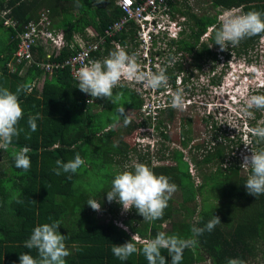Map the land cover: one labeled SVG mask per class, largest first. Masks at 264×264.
<instances>
[{
  "label": "trees",
  "instance_id": "obj_1",
  "mask_svg": "<svg viewBox=\"0 0 264 264\" xmlns=\"http://www.w3.org/2000/svg\"><path fill=\"white\" fill-rule=\"evenodd\" d=\"M93 2L94 0H0V10L12 7L14 17L20 22L16 31L12 27L8 29L11 42L4 44L5 50L0 51V87L8 88L12 92L22 88L19 99L24 110L23 119L19 123V127L23 128L24 132L13 139L7 151L0 150V204H3L0 207V264H20V254L29 252L23 245L34 227L57 221L60 223L57 231L66 237L65 244L70 252L67 257L68 264H148L141 254H133L126 261H121L112 254L111 248L113 244L123 245L130 241L135 234L141 239H152L157 233L162 232L164 223L173 219L174 207L171 200L164 211L163 219L154 222L143 221V217L133 208L132 214H129L130 219L125 220L124 224L127 228L125 231L117 224L118 220H122L119 216L122 207L120 204H116L115 201L109 203L106 191H97L89 195L84 191L81 192L82 188L76 185L79 172L87 161L81 150L83 144L99 148L91 150L87 157L91 156L93 161L100 162L103 168L110 165L112 170L119 164V161H114L116 156L123 155L124 158L128 156L129 145L124 143L122 135L131 133L141 124L134 123L127 115L128 108L140 109L143 105L144 101L139 95L123 86L113 89L112 99L115 104L109 103L110 100L107 98H99L100 103L106 106L105 109L110 111L117 106H123L125 116L119 115L118 112H109L107 121L97 126L95 116L88 113L90 105H86L84 93L79 90L69 70L59 69L52 75H47L44 86L39 91L36 85L43 71L38 65L31 64L25 76H19V73L11 74L7 69L20 41L16 35L22 33L25 25L30 20L37 19L43 10L48 11L53 26L66 27L68 38H71L73 33L83 32L90 26L101 32L121 15L114 0H104V4H99L95 9ZM208 3L212 10L242 7L244 12L250 10L264 12V0H208ZM198 4L200 5V2ZM76 9L79 10L80 16L78 13L74 14ZM187 13L190 14L188 16L193 24L189 25V32L185 33L180 41L178 50L186 55H193L195 64H200L206 57L216 60L217 53L210 48V45L214 48L219 46L214 44L213 38L210 37L208 43H201L200 40L209 27L218 26V15H195L189 11ZM60 14L64 15V20L65 16H70V19L64 22L62 18L64 24H56L53 18L56 17L57 21ZM260 39V36L246 38L238 46L231 47V50L239 56H247L258 46ZM72 54L74 53L69 50L65 51L58 61H64ZM195 64L194 68L202 69V63L199 66ZM21 68L22 66L18 71ZM189 69L182 62H178L173 67H166L164 72L170 82L174 83L177 77L176 71L180 73ZM34 82L36 85L33 86ZM30 88L32 90L28 91L27 89ZM175 110L168 107L161 111V114L173 122L176 118ZM37 114L40 116L36 121L37 129L26 138V134L30 132L28 117ZM192 122V119H187L182 125H192ZM107 124L112 126L108 131H106L107 127L105 128ZM167 124L168 122L159 119L156 127L160 129ZM187 134L188 132H185V135ZM212 136L207 142V148L206 143L203 142L193 144L195 151L202 152L192 157V162L199 170L198 177L201 179V184L198 186L190 173L191 163L185 159V154L181 150H175L170 155V159L176 165L154 168L143 162L152 168L156 175H165L170 183L181 188L184 201L180 208L183 214L191 219L199 218L197 223L182 222L180 229L168 234L178 235L184 239L192 238L196 241L193 247L184 250L181 264H200L205 262L206 258L212 264H227L229 260H238L243 264L257 245L264 241V195L254 197L247 193L244 184L249 172L248 175L241 176L238 165L229 167L228 164L230 155L236 154V150L229 149L223 142L228 139L219 138L217 133ZM190 140L183 139L184 148H188ZM256 145L257 150L264 148V143L256 141ZM22 147L29 149L31 167L27 172L17 169L12 158V152ZM76 154L85 160L84 166L77 173H62L59 176L54 174L53 169L57 160L67 162L74 159ZM162 157L166 160L165 152ZM114 162L116 163L113 165ZM207 168L211 171L208 172ZM229 171L232 173L228 174ZM115 175L116 173H113V179ZM234 177H236L235 182H233ZM208 187L221 191L222 198L217 199L219 202H236L246 210H240V219L235 223L227 222L226 228L217 224L211 232L205 231L202 235L193 236L191 229L194 226L203 228L214 216V212L211 213L208 208L199 211L197 204V197L203 193L204 188ZM89 199L98 200L102 210L112 214L113 218L109 222H101L96 211L86 203ZM227 206L228 211L225 216L229 217L235 207L232 208L228 204ZM140 246L137 243V247ZM30 254L34 258L37 256L35 250H31ZM162 255L165 256L167 264H171V257L166 250H162Z\"/></svg>",
  "mask_w": 264,
  "mask_h": 264
},
{
  "label": "clouds",
  "instance_id": "obj_2",
  "mask_svg": "<svg viewBox=\"0 0 264 264\" xmlns=\"http://www.w3.org/2000/svg\"><path fill=\"white\" fill-rule=\"evenodd\" d=\"M239 8L243 10L242 7H234L225 10L223 13H219L218 15L220 16L217 19L218 26L208 28L207 32L210 36H208L205 42L208 43L210 37H212L214 44L218 45L219 48H214L213 45H210V48L215 51H224L220 55L216 52L219 57L218 64L221 61L220 57L224 56L223 68L216 77L215 72L218 66L212 61L208 72L204 70L203 74H206L208 79L210 78L209 86L214 87L215 85L223 93L229 95V103L235 109V116L237 118L242 119L244 115H249L245 116V120L248 126L251 127V130L241 137L240 146L237 147L236 154L245 153L242 157V163H240L241 169L249 172L244 186L249 195L258 197L264 195V148L257 150L256 141L264 143V127L258 126L256 122L251 123V115L256 110L264 111V69L246 64H240L238 67L237 64L231 61V58L238 56L245 61H250L251 54L239 56L234 50H231V47L238 46L246 38L260 36L261 39H264V35H261L264 34V12L256 10L247 12H244V10L243 12L232 10ZM43 13L47 15L48 11L43 10L39 15ZM189 25L187 23L188 27ZM51 28L55 30L53 25H51ZM203 42L201 41V43ZM205 67L202 65V68ZM175 73L180 79L176 77L175 82L171 83L175 91L172 93V96L168 95V98L171 99L170 107L183 110L185 107L183 90L177 85V81L179 80L178 83L187 88L188 78L184 75L189 72L183 71L178 73L176 71ZM212 73H214L213 77H211ZM76 79L79 90L93 98L88 101V104L93 103L96 98H107L115 104V101L112 99L113 89L120 85L122 80L140 83L144 88L151 90L169 87V77L163 70L158 72L143 71L135 55H129L120 45H117L114 50L110 51L108 56L103 60H92L85 66H82L76 72ZM22 90V88H18L16 92H12L8 88L0 87V150L7 151L13 139L18 138L24 132V129L19 127V123L24 116V110L19 99V93ZM27 90L30 91L31 89ZM137 94L141 97L140 93ZM143 101L144 103L138 111L141 112L143 110L145 113H148L143 107L146 104L150 106L151 100L146 101L143 99ZM190 106L191 103L189 104ZM167 108L154 110L155 116H152V112L148 113V117H146L144 123L135 128L140 129V131L136 132V135L132 137L134 145L145 150L146 160L152 159L154 155L152 153H154L156 144H159V141L155 137V130L160 135L161 141L163 138L165 141L170 142L167 127L164 125L160 129L156 127L159 120L158 116H163L161 111ZM252 109L256 110L252 111ZM116 110L119 115L125 116L123 107H117ZM39 118V114L36 116L29 115L27 124L30 132L26 134V138L30 136L31 132L36 131V121ZM153 119H155L157 124L154 128L150 124ZM145 126L147 130L142 128ZM108 130L106 129V131ZM143 130L146 131L144 132ZM126 134L123 133L122 136L124 137ZM256 138L257 140L255 141ZM28 152L29 149L27 147H22L12 152L14 165L17 169L25 172L30 169L31 160ZM84 164L85 160L79 154H76L74 159L67 162L57 160L53 172L57 176L62 173L75 174ZM176 191L177 186L174 183H170L168 177L165 175L158 176L148 165L136 163L132 171H123L115 175L111 181V187L107 191V201L109 203L115 201L120 204L124 212L135 208L138 215L143 217V221L154 222L163 219L168 202ZM86 203L95 211H99L101 208L98 200L89 199ZM217 224L222 223L219 217L213 216V219L203 228L194 226L191 232L193 236H199L205 231L211 232ZM59 227L60 223L58 221L34 227L30 237L23 245L29 252L20 254V264H66L65 258L70 255V252L65 244L66 237L57 231ZM125 231H127L126 228ZM137 243L141 245L139 248L137 247ZM195 243V239H184L178 235H168L165 232L157 233L152 239H141L135 234L131 237L130 241L125 242L123 245L113 244L111 251L121 261H126L133 254H141L145 257L148 264H167L165 256L162 255V250H166L168 256L171 257V264H181L184 250ZM31 250L36 251L37 256L35 258L30 254ZM228 264H242V262L229 260Z\"/></svg>",
  "mask_w": 264,
  "mask_h": 264
},
{
  "label": "rangeland",
  "instance_id": "obj_3",
  "mask_svg": "<svg viewBox=\"0 0 264 264\" xmlns=\"http://www.w3.org/2000/svg\"><path fill=\"white\" fill-rule=\"evenodd\" d=\"M201 3L203 7H199L200 5H197L198 3ZM96 2H94V4H96ZM101 4L103 2H100ZM193 3V0L191 1L190 4ZM189 4V5H190ZM208 4V0H197L196 2V6L199 7V9H194L195 15H203V14H209V15H218L219 13H223L225 10L227 9H223V8H217L216 10H212V8L209 7ZM187 4H184V6L181 7V9H185ZM232 10H239L240 12H243L242 9H232ZM4 13V15L9 14V12H2ZM1 13V14H2ZM78 12L75 11L74 14H77ZM79 16V15H78ZM220 15H218L219 17ZM60 18H63L64 15L59 16ZM66 19H70V16H65V20ZM54 22H56V17L53 18ZM8 31H6L7 33ZM210 36V35H209ZM4 37L3 34L0 36V38ZM208 39V36H204L201 41H206ZM1 48H3L1 46ZM213 51L216 53H218V55H220V53H223L224 51H220V50H214ZM251 57H250V61H245L243 58H240L238 56L232 57L230 60L232 62H234L235 64H237V66L239 67V65H254L257 66L259 69H264V39H261V41L259 42L258 46L250 53ZM170 58V56H168ZM177 60L181 61L184 60L185 61V66H187L188 68H190V71L195 72V78L192 81H188L187 82V88L183 87L182 84L178 83L177 81V85H179L181 87V89L183 90V97H184V101H185V107L183 110H175L176 111V118L174 119L173 122H170L168 118H166L165 115L163 116H158V119L163 120L164 122H168V124L166 125L167 127V132L169 134V138H170V142L165 141L162 138V141L160 139V135L157 134V130L154 131L155 133V137L156 140L159 141V144H156V147L154 149V154L152 156L151 160H145L144 157L146 156L145 154V150L140 149L139 147H135L134 145V139H132L133 136L136 135V132L140 131V129H135L132 131V133H127L124 136V143L129 145L128 148V156L124 158V156L122 155L121 157H115L114 161H119L118 166H115L112 170L109 167L107 168H103L100 164V162H95L92 160V157H87V154L91 151V150H95V149H99L98 147H92L90 144H83L81 146V150L85 155V158L87 159L86 161V165L83 167L82 170H80L79 172V177L77 179L76 185L80 186L81 192L84 191L89 195H93L95 194L97 191L100 192H104L109 190V187L111 185V181L113 180V173H121L123 171H132L134 169V165L136 163H147L148 165H150V167H159V166H163V165H176L175 162H173V160L170 159V155L171 153H173L175 150H183L185 153V158L187 161L191 162L190 165V173L191 175L196 179L197 183L200 182V179L197 178L198 174H199V170L198 168L195 166V164L192 162V157L196 156V152H194L192 149L193 144L195 143H199V142H203V143H207L208 140H211V137H213L212 135H215L217 133V135L219 137H224L228 140H224L223 142L229 147V149H237V147L240 144V139L242 136H244L247 132H249L251 130V127L248 126L246 120H245V116H249L248 114L244 115V117L242 119L237 118L235 109L233 107H231V103H229V95H227L226 93H223L221 91V89H219V87H216L214 85V87L209 86L210 83V78L208 79V76L204 73V70L206 72H208V68L211 65L212 61H214L216 63V66H218V69L216 70V77L219 75L220 70L223 68V57L221 56L220 59V64H218V60L219 57L217 56L216 60H214L212 57H206L205 59H203V61H205L207 64V67L202 68L201 70L194 68V64H195V60L193 58V55H184V56H177ZM168 58L166 56H163L162 58H160V61H166ZM210 60V61H209ZM226 68V67H224ZM200 72V73H199ZM25 73V69L21 72V75H23ZM214 73H212L211 77H213ZM44 79L45 76L42 75L41 78L39 79V83L37 86L38 90L41 91L43 88V83H44ZM226 81V80H224ZM169 83V81H168ZM125 85V84H123ZM127 87H129L131 90L135 89V91L137 93H140L139 90H137V87L135 86V84H126ZM222 88V87H221ZM160 91H163V96H162V102L161 104H163L164 100H165V96L167 95L166 93L169 91H172V93L174 92L175 88H171L170 84L169 87L167 88H160L158 89ZM167 91V92H166ZM140 95L142 96V99L148 101L147 97L145 95H142L140 93ZM172 95V94H171ZM89 99V98H88ZM90 100V99H89ZM86 102V105H90V103L88 104V101ZM100 101V100H99ZM98 101V103H92L94 105H99V106H93L90 105L89 111L88 113L90 115H94L95 119L97 122V126L99 125H103L104 122H106L107 117L109 112L110 113H114L117 112V107H123V106H117L114 109H112L111 111L109 109H105L103 103H100ZM109 103L113 104L111 101H109ZM191 103V106L189 107V104ZM115 106V105H112ZM144 109V107H143ZM256 109H252V111H254ZM148 113H145L143 110L140 111H129V113L127 114L129 119L131 121H133L134 123H144L146 117H148L147 115ZM156 113H153L152 116H155ZM101 117V119H99ZM260 117V118H258ZM187 119H192V125L187 124L185 126H183V122ZM251 123L256 122V124L258 126L264 127V111H255L252 115H251ZM152 124V128H154V126H156V122L155 119L152 120V122L150 123ZM105 126V125H104ZM148 126V125H146ZM142 127V128H145ZM107 127V130L109 128H111L112 126H108V124L105 126V128ZM195 127H198V129H196ZM140 128V127H139ZM215 128H217L216 130H214ZM122 129V128H121ZM147 130V129H146ZM146 130H143L144 132ZM185 132H188L187 135H185ZM183 139L186 140H190L189 142V146L188 148L184 149L183 145H182V141ZM230 141H234V142H230ZM117 145L119 144V142L116 143ZM206 145V144H205ZM234 150V151H235ZM232 151V150H231ZM165 152V158L166 160L163 159V154ZM98 154V153H97ZM101 154V153H100ZM249 154H251V152H249ZM245 155V153L243 154H235L232 153L230 155V159H228V164L229 167H233L236 166L237 163H242V157ZM98 156V155H97ZM198 159H200V157H198ZM93 161V162H92ZM95 162V163H94ZM237 162V163H236ZM116 162L113 163V165ZM98 164V165H97ZM216 169V167H214ZM207 171H211V169L207 168ZM227 173V171H226ZM232 171H229L228 174H231ZM239 174L241 176H246L248 174L247 171L242 170L240 167V172ZM82 175V176H81ZM236 177L233 178V182H235ZM206 188L203 189V192ZM208 192V193H207ZM78 193V191H77ZM183 192L182 189L177 187V191L172 195L171 197V203L173 204L174 207V213H173V219L171 222H166L163 224V230L162 232H165L167 234H172L174 233L176 230L181 228L182 222L184 223H190V222H194L197 223V221L199 220V218H194L191 219L190 217H186L183 212L182 209L180 208V205H182L181 203L184 201L183 198ZM205 195L209 196L211 199H206L205 202V207L208 208L210 210L211 213L214 212L215 208L217 207L218 202L215 201L218 198H222L221 196V191L219 189L214 190V192H210L208 190H206L204 192L203 196H200L197 204H200V211H203V202L205 199ZM212 197H216L217 199L213 200ZM116 203V202H115ZM117 204V203H116ZM3 204H0V207H2ZM133 210V209H132ZM132 210L128 211V212H124L122 207L119 211V216L120 219L122 218V220H118L117 224L122 227V228H126L125 226V220L130 219L129 214H132ZM240 210H246L245 207L241 206V205H236L233 214H231L229 217L226 218V221L228 223H232V222H236V220L240 219L241 214L239 213ZM242 213V212H241ZM216 214L217 215H222L224 216L226 214V211L223 210L222 214L220 212V210H216ZM96 215L98 217V219H100L101 222H109L113 217L112 214H108L105 213L102 208H100L99 211H96ZM122 225V226H121ZM127 229V228H126ZM66 264H68L69 259L66 257ZM238 261V260H236ZM239 262V261H238ZM200 264H212L211 261H206L204 263H200ZM228 264V263H227ZM243 264H264V241L260 242L256 249L253 251V253L249 256V259L243 263Z\"/></svg>",
  "mask_w": 264,
  "mask_h": 264
},
{
  "label": "built area",
  "instance_id": "obj_4",
  "mask_svg": "<svg viewBox=\"0 0 264 264\" xmlns=\"http://www.w3.org/2000/svg\"><path fill=\"white\" fill-rule=\"evenodd\" d=\"M178 1L186 4L187 0H118V6L122 10L124 17L120 22L114 23V31H119L130 21L137 23L139 26L137 36L139 48L136 51L135 57L145 72L164 71L166 67H173L178 62H182L185 65V61L182 59L178 61L176 55L181 57L185 55L184 52L178 50V43L183 39L185 33L189 32L188 21L186 17L174 14L170 8L171 3ZM5 24L8 27L18 28L15 22L9 20H6ZM51 25L49 15L43 13L38 21L31 22L25 26L24 31L19 35L20 41L13 59L7 65V69L11 73L18 72L20 66L23 67L24 65L25 67L26 65L36 64L48 73L68 68L72 71L73 76L76 77V72L82 66L88 64L89 61H92L90 59L91 53L101 48L100 44L102 42H87L83 44L82 50L79 53L71 55L64 61L50 63L36 61L33 49L38 41H49L54 49H60L66 43L63 35L55 34V30L51 28ZM111 33V31H107V34ZM204 35L209 36L208 32ZM58 54V52H52L49 57ZM163 56H166L168 59L160 61V58ZM177 78L180 79V77ZM122 84H135L137 90L145 95L148 100H151L150 106L147 104L144 106V109L148 113H153L158 108L170 107L171 99L168 98V95H171L172 91H166L167 95L163 104H161L163 91L146 89L142 84L134 81L122 80L120 85ZM169 84L172 88L170 79Z\"/></svg>",
  "mask_w": 264,
  "mask_h": 264
},
{
  "label": "crops",
  "instance_id": "obj_5",
  "mask_svg": "<svg viewBox=\"0 0 264 264\" xmlns=\"http://www.w3.org/2000/svg\"><path fill=\"white\" fill-rule=\"evenodd\" d=\"M97 1V3L96 4H94V2H96ZM139 1H142V0H139ZM191 1L192 0H187L185 3L187 4L186 5V8L185 9H181V7L182 6H184V2H176V3H171L170 4V8H171V11L174 13V14H176V15H181V16H184V17H186V19H187V21H188V23L190 24V25H192L193 23L192 22H190V18H189V16L188 15H190L189 13H187L188 11L191 13V14H195L196 12H194V10H192L193 8H197V6H196V2H197V0H193V3L192 4H190L191 3ZM94 2H93V8L95 9L99 4H101L100 2H103L102 4H104V0H94ZM114 3H115V6L117 7V8H119L120 9V7L118 6V0H114ZM101 4V5H102ZM190 4V5H189ZM197 5H199V4H197ZM206 5H210V3H208V4H206ZM199 7H203L204 8V6L200 3V6ZM5 9H7V10H5ZM3 10H5L4 12H9V14H7V15H4V13H2L1 11H3ZM76 12H78V15L80 16L81 14L79 13V10H75ZM75 11H74V13H75ZM120 11H121V15L118 17V19H116L114 22H112L111 24H108L104 29H103V31H101V32H99V31H97L96 30V28H94L93 26H90V27H87L83 32H79V33H73V35L71 36V38H68V35H67V31H66V27L65 26H54L55 27V34H61V35H63V37H64V40H65V45L63 46V47H61L60 49H57L56 47V49H54L52 46V44L49 42V41H45V40H40V41H38V43L34 46V49H33V51H34V53H35V60L36 61H39V62H41V63H50V62H55V61H58V59L61 57V55H62V53H64L65 51H71V52H73L74 54H72V55H75V54H77V53H79L81 50H82V46H83V44L84 43H87V42H89V43H95L96 41L99 43V42H102L101 44H100V46H101V48H100V50H98V51H93L92 53H91V60H103L104 58H106L107 56H108V54H109V52L110 51H112V50H114L115 49V47L117 46V45H120L121 47H123L125 50H126V52L129 54V55H135L136 54V51H137V49L139 48V43H138V41H137V36H138V29H139V26L137 25V23H135V22H132V21H130V22H128V23H126V25L122 28V29H120L119 31H114V28H113V26H114V23H116V22H120L121 20H122V18L124 17L123 16V12H122V10L120 9ZM2 13V14H1ZM42 15H38V18L37 19H35V20H30V22H28L26 25H28L29 23H31V22H35V21H37V20H39L40 19V17H41ZM6 20H9V21H11V22H15L16 23V25L19 27V21H18V19H16L15 17H14V15H13V8L12 7H10V8H3L2 10H0V36L3 34V36L4 37H2V38H0V51H3V50H5V48H6V46L4 45V44H6V43H10L11 42V36H10V34H9V32H7L6 33V31H8V29L9 28H11L12 26H10V27H8L6 24H5V21ZM63 21L65 22V20H64V18H63ZM62 21V18H59L57 21H56V24H58V23H63L64 24V22ZM51 23L54 25V23L51 21ZM25 25V26H26ZM13 28V27H12ZM15 31L17 30V29H15V28H13ZM107 31H111L112 33L111 34H107ZM21 33H19V34H17L16 36H17V39H19L20 38V35ZM18 45H19V41H18V44H17V47H18ZM1 46L3 47V48H1ZM178 46L180 47V42H179V44H178ZM52 52H58L59 54L58 55H56V56H52L51 55V57H49L50 56V54L52 53ZM41 54H42V56H41ZM70 57V56H69ZM68 58V57H67ZM66 58V59H67ZM53 59H55V60H53ZM66 59H64V60H66ZM52 60V61H51ZM60 61V60H59ZM29 66L30 65H26L25 67H22V69H21V71L19 72H13V73H11L10 71H9V73H11V74H18L19 73V76H25L26 74H27V70L29 69ZM25 69V73L23 74V75H21V72L23 71ZM67 70H69V72H70V75H71V77H72V79H74V81L78 84V81H77V79H76V77H74L73 76V73H72V71L70 70V69H68V68H66ZM42 70V69H41ZM43 71V70H42ZM56 70H54L53 72H55ZM53 72L52 73H48V72H46L45 70L43 71V75L45 76V78H46V76L47 75H52L53 74ZM44 83H45V79H44ZM44 83H43V86H44ZM33 86L34 85H36V82H34L33 84H32ZM123 86H125V87H127L126 85H118L116 88H118V87H123ZM127 88H129V87H127ZM31 90H32V88H30ZM115 89V88H114ZM130 89V88H129ZM30 90V91H31ZM133 91L137 94V92L133 89ZM82 94V93H81ZM138 95V94H137ZM91 100V99H93L92 97H90V96H88L87 94H84V99H85V101H87V100H89V99ZM141 98H142V96H141ZM98 101H99V98H96L95 100H94V102L95 103H98ZM93 102V103H94ZM100 102V101H99ZM90 105H94V104H92V103H90ZM103 105H104V103H103ZM95 106H99L98 104L97 105H95ZM104 107L106 108V106L104 105ZM138 111L139 109L136 107V108H128L127 109V114L129 113V111ZM207 143H206V148H207ZM192 148H193V146H192ZM194 152H196V155L199 153V155L202 153L201 151H195L194 149H192ZM184 152V151H183ZM185 154V153H184ZM201 158V157H200ZM186 159V158H185ZM191 163V162H190ZM237 163V162H236ZM237 165H238V167H239V170H240V163H237ZM155 168V167H154ZM240 172V171H239ZM248 175V174H247ZM193 177V176H192ZM194 178V177H193ZM197 178H199V177H197ZM200 179V178H199ZM194 180H195V183H196V185L198 186V185H200L201 184V179H200V182L199 183H197V181H196V179L194 178ZM206 190H208V191H210V192H214V190L211 188V187H208V188H206L205 190H204V192L206 191ZM204 192L203 193H201V195H199L198 197H197V201H198V199H199V197L200 196H203L204 195ZM208 193V192H207ZM183 195V194H182ZM206 199H211L209 196H206L205 195V199L204 200H206ZM212 199L213 200H215V199H217L216 197H212ZM215 201H217L218 202V204H217V207L215 208V210H214V216H217V217H219V219H220V221H221V223L222 224H220L221 226H223L224 228H226L227 227V221H226V216L224 215V216H222V215H217L216 214V210L218 209V210H220V212H221V214H222V212H223V210L224 211H228L227 210V204L228 205H231L232 206V208L233 207H236V205H238L236 202H233V203H227V201H226V203H222V202H219L218 200H215ZM183 203V202H182ZM181 203V204H182ZM240 205V204H239ZM230 206V207H231ZM203 208H204V210H205V203L203 202ZM199 211H200V204H199ZM196 218V217H195ZM206 261H208L209 262V260L206 258ZM205 261V262H206ZM202 263H204V262H202Z\"/></svg>",
  "mask_w": 264,
  "mask_h": 264
},
{
  "label": "flooded vegetation",
  "instance_id": "obj_6",
  "mask_svg": "<svg viewBox=\"0 0 264 264\" xmlns=\"http://www.w3.org/2000/svg\"><path fill=\"white\" fill-rule=\"evenodd\" d=\"M218 19V18H217ZM210 61V60H209ZM202 63V65H203V67H205L206 66V62L205 61H202L201 62ZM201 63L200 64H195V66H199V65H201ZM190 70V69H189ZM183 72V71H182ZM189 72V71H188ZM205 72V71H204ZM200 73V72H199ZM186 78H188L187 80L188 81H192L194 78H195V72H193V71H190L189 73H187L186 75H184Z\"/></svg>",
  "mask_w": 264,
  "mask_h": 264
}]
</instances>
